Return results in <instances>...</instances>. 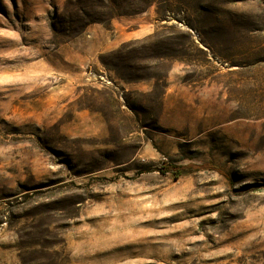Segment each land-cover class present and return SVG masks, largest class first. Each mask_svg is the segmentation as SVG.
<instances>
[{"label":"rangeland","instance_id":"1","mask_svg":"<svg viewBox=\"0 0 264 264\" xmlns=\"http://www.w3.org/2000/svg\"><path fill=\"white\" fill-rule=\"evenodd\" d=\"M0 264H264V0H0Z\"/></svg>","mask_w":264,"mask_h":264},{"label":"crops","instance_id":"2","mask_svg":"<svg viewBox=\"0 0 264 264\" xmlns=\"http://www.w3.org/2000/svg\"><path fill=\"white\" fill-rule=\"evenodd\" d=\"M148 29V28H147ZM144 27H138L135 29H126V28H116L113 26V29L110 31L111 34L106 35V28L101 30H92L95 33L94 38H98V45H95L96 53H99L101 50L106 52L107 49L112 50L116 47H121L130 42H136L144 40L145 37L150 35V32ZM96 41V42H97ZM110 78V73L106 74ZM152 81H131V82H121L119 87H121L122 92L127 93L128 91L138 89L140 91H148L150 89ZM10 257H13L10 255Z\"/></svg>","mask_w":264,"mask_h":264},{"label":"trees","instance_id":"3","mask_svg":"<svg viewBox=\"0 0 264 264\" xmlns=\"http://www.w3.org/2000/svg\"><path fill=\"white\" fill-rule=\"evenodd\" d=\"M210 167V166H209Z\"/></svg>","mask_w":264,"mask_h":264}]
</instances>
